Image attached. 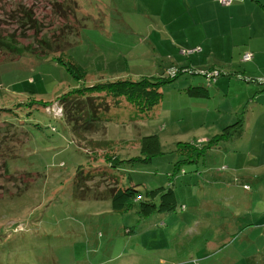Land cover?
Returning <instances> with one entry per match:
<instances>
[{"label":"rangeland","instance_id":"obj_1","mask_svg":"<svg viewBox=\"0 0 264 264\" xmlns=\"http://www.w3.org/2000/svg\"><path fill=\"white\" fill-rule=\"evenodd\" d=\"M75 1L81 28L65 55L0 51V109H9L0 110V150L13 153L8 170L29 184L16 197L0 191V264H264V107L257 103L264 85L252 81L264 78V0ZM7 3L0 0V14ZM34 6L50 35L49 21L59 19L45 0ZM33 36L18 39L28 45ZM58 57L76 60L87 75L75 77ZM180 67L185 72L169 80L168 71ZM211 68L218 71L207 78ZM144 77L165 81L156 110L134 121L127 118L136 114L133 104L98 91L93 95L120 114L83 131V139L63 117L30 104L55 103L64 92L101 81ZM189 85L205 86L209 98L190 99ZM239 119L243 135L229 128V140L206 149L208 139ZM147 136H155L156 148ZM179 142L201 146L194 162H183ZM114 154L119 162L111 167ZM79 167L100 195L115 184L98 169L111 170L118 183L131 179L142 195L171 179L178 205L138 219L114 213L109 200L75 201ZM0 185L14 190L3 178Z\"/></svg>","mask_w":264,"mask_h":264},{"label":"trees","instance_id":"obj_2","mask_svg":"<svg viewBox=\"0 0 264 264\" xmlns=\"http://www.w3.org/2000/svg\"><path fill=\"white\" fill-rule=\"evenodd\" d=\"M38 1L40 0H35L31 5H27L20 0L19 2L10 5L11 1L7 0V5L9 6L4 11V14H0V51L3 54L7 56L16 54L18 56L23 53H29L35 55V57L39 59H47L55 53L61 52H64L65 55V51L70 45V38L77 36L78 30L81 28V22H78L77 24L75 23L74 16L77 10L76 1L45 0L48 8H51L54 19L55 17L59 19L49 21L53 27L52 33L50 34L51 36H47L43 33V30L46 29L42 23L43 20L36 17L34 10L36 6L34 5ZM84 20L85 19H83V21ZM29 31L33 32V41L30 42L31 44L23 45L19 42L18 38L24 37L22 39H25L27 37V32ZM63 59L64 58L61 57L57 58V60L62 62L67 69L75 75V77H85V75H87V71L78 64L76 60L71 57L67 58L68 61ZM182 67L168 71L170 77L169 80H173L178 74L185 72V70H182ZM216 71L218 70L211 68V70L204 73V75L208 78L211 76L209 73ZM215 78L212 81L213 83L217 81ZM161 80L162 79L159 77L155 78V80H151L147 77L135 81L131 79L107 80L97 82L90 86L69 90L62 95H59L56 100L57 104L62 108V115L60 117H54L49 113L47 114L52 118L63 117L71 128L72 134L83 139V131H93L98 124H103L110 121L112 118L117 119L115 115L120 114V112L117 113L111 111L113 108L112 106L109 110V104L103 99L104 96L93 95V93H98V91H103L107 88L111 97H122L123 101L131 103L137 108L136 114L127 116V118L138 121L142 120L144 117L148 118L159 105L162 98L159 86L161 83L165 82ZM252 81L258 85H264V80L257 79ZM184 92L189 98H209V91L205 86L189 85L184 88ZM35 101H31L30 104L36 105L33 107L42 106L43 109L53 103ZM119 101L120 100H116L115 102L118 108L121 106ZM30 107L33 108L32 105H30ZM0 110L9 109L2 108ZM44 112L46 113V111ZM123 117L126 118L124 115ZM7 125L12 124L7 122ZM241 125L242 122L241 119H239L236 123L224 127L221 133L214 135L206 141L208 144L206 149L216 147L218 143L229 140L232 136V132L229 128L238 126L237 128H240V130L236 135H243L244 132L241 131ZM51 130L55 131V129ZM147 137L153 139L156 148L158 144L155 136ZM178 144L179 146L177 150L179 151V155H183V162H194L195 155L199 153L201 146L192 142H179ZM112 146V143L110 145L108 144L110 149L113 148ZM195 151L196 154L194 153ZM0 155L3 159L0 164V167H2L0 170V178H3L7 182H12L14 185L13 191H11L12 189L6 190L4 185H0L1 195L7 194L9 197L20 196L28 188L29 184L24 181V179L21 180V178L14 177L12 172L8 170V156L13 158V153L0 150ZM107 162L109 166L114 167L119 160L114 154V156ZM177 166L178 164L175 165V170L177 169ZM83 169V167H79L73 179L74 182L71 196L75 201L109 200L111 210L114 213L124 215L133 212L138 219L147 218L154 213H158V215L171 213L178 205L176 191L172 187L171 179H169L170 183L168 182V186L165 187L162 185L159 187H153L152 189H146L142 195L135 188V183L131 179H129L127 183H118V176L114 175L111 170L108 171L103 169L99 171L100 169H98L97 171L103 175L102 180L106 179L105 176L107 174V177H111L112 183L115 184L112 186H110L111 184L108 185L109 187L106 190H103L105 191L103 192L104 194L100 195V192H97L96 190L97 188L91 186L93 184L90 186L87 184L89 181L91 182L92 179L84 176L82 172ZM170 177H172L171 174L169 175V178ZM243 186L244 188L248 187L247 185ZM18 226L20 229L16 226L15 230H22V226ZM126 231L129 232V230Z\"/></svg>","mask_w":264,"mask_h":264},{"label":"built area","instance_id":"obj_3","mask_svg":"<svg viewBox=\"0 0 264 264\" xmlns=\"http://www.w3.org/2000/svg\"><path fill=\"white\" fill-rule=\"evenodd\" d=\"M229 0H221L222 4H226L228 3ZM215 72L213 73H209V75H213ZM261 80H264V78H262ZM45 110L47 113L53 115L54 117H60L62 115V108L57 104V102L50 104L49 106L45 107Z\"/></svg>","mask_w":264,"mask_h":264},{"label":"crops","instance_id":"obj_4","mask_svg":"<svg viewBox=\"0 0 264 264\" xmlns=\"http://www.w3.org/2000/svg\"><path fill=\"white\" fill-rule=\"evenodd\" d=\"M200 84V83H199ZM257 103H258V109L264 107V94L257 95ZM190 99H196V98H190ZM244 130L243 132H245Z\"/></svg>","mask_w":264,"mask_h":264}]
</instances>
